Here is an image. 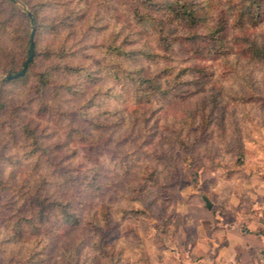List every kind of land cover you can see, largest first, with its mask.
I'll return each instance as SVG.
<instances>
[{
    "label": "rangeland",
    "instance_id": "374dc122",
    "mask_svg": "<svg viewBox=\"0 0 264 264\" xmlns=\"http://www.w3.org/2000/svg\"><path fill=\"white\" fill-rule=\"evenodd\" d=\"M130 3L131 0H0V83L8 71L22 67L32 27L39 54L23 79L13 85H0V104L5 103L0 109V174L9 177L14 168L18 177L33 172L28 167L33 162L32 144H28L22 123L36 127L38 133L56 129L57 133L48 139L51 142H57L60 136V142H64L71 135L67 150L76 147L82 157L66 162L72 175L88 173L92 164L119 169L122 159H129L125 156L129 149L134 153L144 148L148 153L141 158L147 165L133 166L128 174L120 170L116 176L101 177L100 183L110 186L103 193L91 194L98 218L88 220L90 206H76L75 211L86 220L79 229L68 228L52 242L51 254L44 258L46 264H56L63 250L78 238L85 240L83 257L87 264L93 259L102 263L105 249L93 242L99 240L96 224L104 222L107 206L114 228L107 232L106 250L115 254L122 251L123 264H183L188 246L194 245L198 237L213 233L220 227L218 221L234 219L239 214L256 217V206H264L263 98L258 100L249 86L235 77L221 75L222 67L216 68L219 75L212 80L193 85L192 93L155 104L158 109L144 105L134 111L130 107L128 110L134 113L122 127L116 124L118 117L107 113L103 117L106 127L90 135L96 143L92 156L89 146L68 126L70 117L75 118L74 128L84 125L71 99L72 91L61 86L48 91L47 98L63 112L62 120L54 114L40 113L35 87L38 75L58 63L65 64L47 55L50 48L63 45L77 51V57L70 56L66 65L79 66L80 71L63 70L58 73L59 83L77 82L85 87L100 86L106 93L113 91L112 95L99 94L100 102L93 106L94 110L113 111L126 102L121 95L115 97L119 91L114 89L118 84L113 82V64L109 55L101 56L99 47L109 44L119 24L122 28L129 24ZM29 12L36 15L37 23H29ZM95 12L97 19L92 23L96 27L82 29L86 14L92 18ZM255 69L251 81L263 92L264 61H256ZM239 92L250 97L251 102L239 100ZM134 103L129 100L128 106ZM145 115L149 117L146 121ZM36 172L33 174L37 176L41 171ZM145 182L148 187L140 189ZM9 201V196L0 191V227L4 215L10 212ZM242 226L249 228L248 223ZM249 246L251 251L242 254V264L253 260L256 264V242L249 241ZM222 259L218 264L224 263Z\"/></svg>",
    "mask_w": 264,
    "mask_h": 264
},
{
    "label": "trees",
    "instance_id": "16d2710c",
    "mask_svg": "<svg viewBox=\"0 0 264 264\" xmlns=\"http://www.w3.org/2000/svg\"><path fill=\"white\" fill-rule=\"evenodd\" d=\"M130 4L127 15L129 24L123 28L119 24L108 45H97L101 56L107 54L111 58L113 82L118 84L114 89L119 91L115 97L123 96L126 100L124 104H118L113 111L102 108L94 110L93 106L100 102H97L98 95H112L113 91L106 93L100 86L85 87L86 84L82 86L77 82L59 83L58 73L63 70L80 71L79 66L66 65L70 56L77 57V51H69L65 45L59 49L50 48L47 54L65 61V64L58 63L41 71L35 86L39 93L40 113L54 114L61 120L63 112L57 103L47 98L48 91H52L53 87L56 90L59 86L72 91L71 99L76 103L77 114L84 125L74 128L75 118L70 117L68 126L82 143L89 146L90 153L96 144L90 135L106 127L107 122L103 117H107V113L118 117L116 124L122 127L134 113L128 110L130 107L140 111L144 105L155 107L157 103L192 93L193 85L198 86L219 75L216 68H223L221 75L225 73L244 82L258 100L263 98L264 104V91H259L251 81L256 71V61H264V0H131ZM33 15L37 23L36 15ZM86 16L87 21L82 29L95 28L92 21L97 19L96 12L93 19ZM237 43L242 45L237 47ZM34 48L30 64L39 55L35 37ZM29 50L30 38L27 57ZM27 57L21 68L26 64ZM30 64L22 76L4 79L0 85H13L23 79ZM20 69L7 73L14 74ZM255 95L253 97L256 98ZM238 96L244 103L250 101V97L241 92ZM129 100L135 102L133 106H128ZM3 105L4 102L0 104V109ZM146 115L143 116L145 121L149 118ZM22 128L28 144H32L33 162L28 167L33 172L30 176L26 173L18 177V170L14 168L9 177H3L2 172L0 174V191L10 198V212L4 215V224L0 227V260L3 264H46L44 258L51 254L52 242L68 228L79 229L86 220L75 211L76 206H90L88 220L98 218V208L94 207L96 205L91 200V194L97 191L103 193L105 187L110 186L100 183L101 177L116 176L120 170L128 174L133 166L147 165L141 158L148 156V153L144 148L134 153L129 149L125 152L129 159H122L119 169L106 164H92L88 173L72 175L66 169V162L82 157L76 147L67 150L71 135L64 142H60L61 136L57 142H51L48 139L57 133L56 129L38 133L36 127L25 123H22ZM38 170L41 171L39 175L33 174ZM154 174L151 173L152 177ZM147 187L145 182L140 189ZM107 207L104 222L96 224L99 240L93 242L94 246L105 249V259L101 263L92 258L90 264H123L122 251L115 254L110 249L106 250L107 232L114 228L110 223L111 209ZM124 211L127 213L128 208ZM84 247L83 238L74 239L72 246L63 250L56 264H87L83 257Z\"/></svg>",
    "mask_w": 264,
    "mask_h": 264
},
{
    "label": "crops",
    "instance_id": "0c3cea01",
    "mask_svg": "<svg viewBox=\"0 0 264 264\" xmlns=\"http://www.w3.org/2000/svg\"><path fill=\"white\" fill-rule=\"evenodd\" d=\"M264 206H256V217L239 214L234 219H222L213 233L198 237L194 245H189L183 264H242V254L251 251L249 241L256 242V264H264ZM245 220L246 222H243ZM248 223V230L242 228ZM256 229V232H255ZM247 248V249H246ZM245 249V250H243ZM242 255V256H241ZM224 260V259H222ZM254 262V260H253ZM253 262L251 264H253Z\"/></svg>",
    "mask_w": 264,
    "mask_h": 264
},
{
    "label": "water",
    "instance_id": "95a60500",
    "mask_svg": "<svg viewBox=\"0 0 264 264\" xmlns=\"http://www.w3.org/2000/svg\"><path fill=\"white\" fill-rule=\"evenodd\" d=\"M29 15H30L32 23H34L33 16H32V14L30 12H29ZM34 36H35V27H32V33H31V37H30V50H29V54H28V57H27V60H26V64L23 66V68L19 72H16V73L10 74V75H6L5 76L6 79L10 80V79H14V78L20 77L27 70L28 65L30 64V62L32 61L33 56H34V51H35V48H34ZM210 205H211L210 202L207 201V206L210 207Z\"/></svg>",
    "mask_w": 264,
    "mask_h": 264
}]
</instances>
